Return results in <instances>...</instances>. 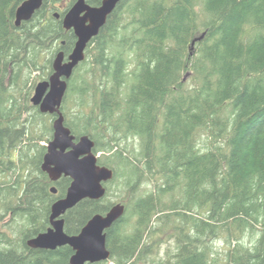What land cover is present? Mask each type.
Listing matches in <instances>:
<instances>
[{"label": "trees", "instance_id": "1", "mask_svg": "<svg viewBox=\"0 0 264 264\" xmlns=\"http://www.w3.org/2000/svg\"><path fill=\"white\" fill-rule=\"evenodd\" d=\"M22 1L0 0V172L11 175L0 182V264H70L68 245L26 244L70 182L40 168L53 115L31 104L26 84L72 50L76 38L54 12L75 0H43L16 26ZM85 56L61 110L114 175L102 198L66 211L64 231L125 206L105 230L109 258L85 264H262L264 0H120Z\"/></svg>", "mask_w": 264, "mask_h": 264}, {"label": "water", "instance_id": "2", "mask_svg": "<svg viewBox=\"0 0 264 264\" xmlns=\"http://www.w3.org/2000/svg\"><path fill=\"white\" fill-rule=\"evenodd\" d=\"M119 1L102 0L100 5L93 6L87 0H75L61 20L64 29L73 30L76 37L74 46L66 57L63 50L55 54L51 63L52 72L47 79L35 85L30 97L31 104L37 106L39 112L53 115L52 136L46 145L40 168L51 181L64 176L70 182L64 196L51 203L47 229L27 239L26 244L30 248L51 250L68 245L73 250L70 264L107 260L110 252L106 247L105 230L125 212V206L115 202L104 214H94L77 234L64 231L63 215L66 211L83 199L102 198L106 192L104 184L114 175L111 168L98 164V156L93 151L94 141L87 134L75 137L71 133L65 125L61 107L68 81L74 69L85 58L87 44L98 34ZM42 3L43 0H23L14 12L15 25L30 20ZM54 17H59L57 11ZM203 36L204 33L195 37L191 45ZM50 192L56 194V186H51Z\"/></svg>", "mask_w": 264, "mask_h": 264}, {"label": "rangeland", "instance_id": "3", "mask_svg": "<svg viewBox=\"0 0 264 264\" xmlns=\"http://www.w3.org/2000/svg\"><path fill=\"white\" fill-rule=\"evenodd\" d=\"M44 55V54H43ZM87 55V54H86ZM86 57V56H85ZM43 73H42V71H40V72H37V71H35V72H32L31 73V77H30V79L28 80V82H27V84H26V86L27 87H31L32 89H31V94H30V97H31V95H32V93H33V90H34V87H35V85L39 82V81H41V80H45V79H47L48 77L47 76H44V75H42ZM17 95H19L20 96V93H17ZM66 108H67V110H73V103L72 102H70V98H69V100L68 101H66ZM64 112V111H63ZM52 119H53V116H52ZM52 119H48L50 122L52 121ZM50 139V138H49ZM48 139V140H49ZM41 143L43 144V145H47V143H48V141H41ZM134 144H137V142H134ZM99 154L100 153H98L97 154V156H99ZM10 177H11V175H10V173H7V172H0V182H3V181H7V180H9L10 179ZM148 188H150V185H146L145 186V189H148ZM114 193H118V192H115L114 191ZM111 199L112 200H115V197L114 196H111ZM9 218V216L8 215H5L4 217H3V220L1 221V223H3V222H5L7 219ZM170 245H169V243H165V244H163L162 245V247H161V250H160V254L162 255V254H164V251L169 247ZM219 247L220 248H223V246L222 245H219ZM154 256H152L151 258H155V256H157V255H155V254H153ZM111 264V263H110Z\"/></svg>", "mask_w": 264, "mask_h": 264}, {"label": "flooded vegetation", "instance_id": "4", "mask_svg": "<svg viewBox=\"0 0 264 264\" xmlns=\"http://www.w3.org/2000/svg\"><path fill=\"white\" fill-rule=\"evenodd\" d=\"M101 1H102V0H99V1H98L95 5H93V6H98V5H100V4H101ZM74 2H75V1H74ZM89 4H90V3H89ZM91 5H92V4H91ZM71 6H72V5H71ZM71 6H70V7H71ZM59 7L62 9V5H60ZM70 7H69V8H70ZM69 8H68V9H69ZM68 9H67V10H68ZM62 16H63V15H62ZM62 16H60V14H59V17H58L57 19H60V17H61V20H62ZM69 30H71V31L73 32L72 29H69ZM73 34H74V33H73ZM74 36H75V35H74ZM75 38H76V37H75ZM63 43H64V42L62 41V44H63ZM65 57H66V56H65ZM44 153H45V152H44Z\"/></svg>", "mask_w": 264, "mask_h": 264}, {"label": "bare ground", "instance_id": "5", "mask_svg": "<svg viewBox=\"0 0 264 264\" xmlns=\"http://www.w3.org/2000/svg\"><path fill=\"white\" fill-rule=\"evenodd\" d=\"M80 202V201H79Z\"/></svg>", "mask_w": 264, "mask_h": 264}]
</instances>
